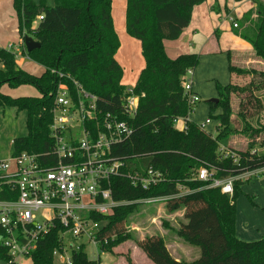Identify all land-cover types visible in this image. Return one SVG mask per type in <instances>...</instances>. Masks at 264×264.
<instances>
[{
  "label": "trees",
  "instance_id": "trees-1",
  "mask_svg": "<svg viewBox=\"0 0 264 264\" xmlns=\"http://www.w3.org/2000/svg\"><path fill=\"white\" fill-rule=\"evenodd\" d=\"M204 1L125 0V33L139 42L144 61L132 88V94L138 98V110L134 117L126 118L121 114V106L128 94L121 85L122 69L114 58L119 41L111 17L112 0H54L52 7L42 0L38 3L12 0L20 36L23 39L25 34L31 35L39 44L38 49L26 56L44 71L39 77L27 74L16 66L11 51L0 48V90L5 86L16 89L30 85L40 94V97L10 98L0 92V109L10 107L26 114L27 133L12 141L13 155L24 152L43 159L53 146L49 127L55 93L60 83L71 88V82L64 77L69 76L96 97V106L103 114L116 115L132 128L131 138L113 150V155L124 162L123 171L143 172L150 168L161 175V182L148 191L132 187L126 178H114L110 181L113 199L134 202L164 196L170 198L164 205L168 213L184 209L186 223L169 231L198 248L199 257L189 263L176 262L161 237H147L137 246L152 264H264V238L243 242L235 236L234 202L240 192L239 180L233 183V194L228 196L196 179L197 171L203 166L217 180L238 178L264 167V155L252 153L254 144L244 152L222 150L231 132L230 96L237 87L215 84L218 101L208 105L211 112L219 109L220 113L215 118L208 116L217 120L215 135L211 136L188 120L193 107L186 102L181 87L186 71L197 67L199 57L186 54L171 60L163 46L164 41H176L181 36L190 24L193 8ZM249 1L255 8L243 14L237 35L264 63V2ZM36 20L38 23L32 30ZM234 71L229 66L230 74ZM178 118L185 121L184 131L174 127ZM255 133L258 136L260 129ZM136 207L137 204L122 205L111 215L97 219L106 225L98 236L100 241L107 242L100 247L101 251L110 253L129 239L128 232L121 228ZM59 241L56 231L40 240L31 255V263L53 264L52 251ZM8 261L6 249L0 243V262ZM72 264L99 263L80 252L72 255Z\"/></svg>",
  "mask_w": 264,
  "mask_h": 264
},
{
  "label": "built area",
  "instance_id": "built-area-1",
  "mask_svg": "<svg viewBox=\"0 0 264 264\" xmlns=\"http://www.w3.org/2000/svg\"><path fill=\"white\" fill-rule=\"evenodd\" d=\"M233 27L237 25L234 23ZM192 76L193 70H187L181 87L186 102L193 107L199 98L192 92ZM64 77L71 82V88L63 83L57 87L49 127L53 146L48 155L41 159L22 152L0 161V243L9 258L5 264L19 259L31 261L36 244L52 231L57 232L60 240L52 251L53 261L72 264L73 254L84 253L89 246L97 250L106 245V240L98 239L106 226L98 218L111 215L122 205H165L170 199L164 196L134 202L113 199L112 179L126 178L132 187L148 191L161 182V175L150 168L143 172L123 171L124 162L113 155V150L131 138L132 128L116 115L103 114L96 106V97L69 76ZM127 94L121 114L132 118L138 110V98L132 94V88L127 89ZM209 124L206 119L200 129L205 131ZM174 127L184 131L185 121L175 119ZM244 174H264V167ZM239 177L217 180L205 166L196 174L197 180L208 183L207 188H218L228 196L233 194V183ZM68 236L80 240L70 247L69 255L64 245Z\"/></svg>",
  "mask_w": 264,
  "mask_h": 264
},
{
  "label": "rangeland",
  "instance_id": "rangeland-1",
  "mask_svg": "<svg viewBox=\"0 0 264 264\" xmlns=\"http://www.w3.org/2000/svg\"><path fill=\"white\" fill-rule=\"evenodd\" d=\"M262 1L264 2V0ZM234 5L236 8L242 4L236 0H230L228 9L233 10ZM11 8L13 11L12 16L15 21L14 23L17 24L18 30V21L12 3ZM111 8V15L113 17L116 31L121 35L120 39L122 42L124 39L130 42L129 46H124L121 48L120 52H118L117 58L118 61H120L119 57H122V67L126 73V81L124 85L122 84V86H124L126 89H130L133 88L135 83V75L140 74L139 72L141 70H138L137 64V59H139L140 56L139 46L137 40L132 38L130 39V37L126 35L124 29L121 33L120 24L121 22H123V24L125 22L124 1L123 5H121L120 1L112 0ZM241 9L247 10L244 6H242ZM222 15V20H224V10ZM229 16L232 23L239 19V13H235L234 11ZM8 22L9 21H5L3 16L0 15V48L9 50L11 46L13 49H18L17 47L20 45V43H22V37L20 36L19 32L13 36L15 39L13 42H6L8 37H11V35H8L4 32V24H7ZM37 23L38 21L36 20L32 24V30L36 28ZM232 23L228 21V19H225L222 22V25H224V32H220V35L221 37H224V41H227L226 44L230 45L231 48L237 49L236 47L239 46V42H242L243 40L239 38L237 32L233 31L232 33L228 28V25L231 26ZM24 37L32 38L31 35L28 34H25ZM231 39L235 42L231 41ZM168 42L169 41H166V44H168ZM171 44H174L173 46H178L177 49L180 50L184 47L182 45L180 47V43ZM9 51L15 55L16 66L27 74L39 77L43 73L44 69L41 66L35 64L33 61L23 60V57L19 53L17 54V50ZM235 51L240 54L243 53L241 52L242 50ZM172 53L173 51L169 52L170 58L168 57L171 60H173L171 56ZM187 53L197 55L199 58L203 57L200 56L201 54L199 50L195 48H188ZM199 66L198 67L200 69L198 70V73H195V76L192 79L193 89L196 88L198 91L195 92L194 89V94L198 96L199 102L193 106V112L189 115L190 121L200 125L203 123L202 119L209 118V115H211L213 118L218 116L220 110L215 109L211 112L208 101L217 99V93L215 89L216 83L220 84L221 86H226L231 83V85L237 87V91L230 96L231 132L228 139L226 140V147L222 148V150H228L235 153L244 152L247 146L254 144L252 153L256 155H264V66L252 62L248 64L241 63L233 65L235 71L231 77L227 70V56L224 54L216 59H208L204 61V63L199 61ZM0 92L10 98L40 97L38 91L30 85H22L16 89H10L5 86L1 88ZM25 120V112H18L16 109L10 107L0 109V161L6 160L10 155L13 154V140L26 136L27 129ZM210 122V126L205 128V132L214 136V128L217 124V120L212 119ZM177 126L180 128L181 124H178ZM258 129H260L261 133L256 136L255 130ZM240 177L239 190L241 187H243V189L237 193L238 196L234 203H237L239 199H242L241 202H245L247 207L255 209L257 204V196L255 191L260 190L261 194L264 195V187L259 185V182L264 180V174H244ZM252 183L256 184L257 186L253 187ZM263 185L264 183L262 186ZM181 219V213L176 211L170 214L165 210L163 204H137L135 211L124 223L126 225H124L123 228L120 227L122 229L121 231L128 232L129 239L112 248L110 253L101 251L98 248L96 250L93 246H89L84 254L89 260L98 261L99 264H149L148 261L150 260L140 250V248L137 246V243L147 237L159 236L162 237L163 240H166L167 246L171 248V245H173L171 241L175 239L173 237L174 234L170 233L169 228L172 230H176V228L178 229ZM95 230L96 229H94V231ZM77 242H80V240H74L69 236L65 238L64 245L67 255L70 254V247L76 246ZM181 242L182 243H176L174 245V249L183 254V259L181 262L189 263L195 261L199 257V249L191 247L183 241ZM55 262L53 261V264H59L58 262ZM16 264L32 263L28 259H20Z\"/></svg>",
  "mask_w": 264,
  "mask_h": 264
},
{
  "label": "crops",
  "instance_id": "crops-1",
  "mask_svg": "<svg viewBox=\"0 0 264 264\" xmlns=\"http://www.w3.org/2000/svg\"><path fill=\"white\" fill-rule=\"evenodd\" d=\"M32 1L35 3H38L41 0H32ZM42 1L45 3V5L47 7L54 6V0H42ZM118 1H120L121 5H123V1L125 4V0H118ZM229 2H230V0H205L204 3H202L201 5L195 6L192 10V13H191L190 24L183 31L181 36L174 42L169 41L168 44H166V41L163 42L164 50H165L167 57H169V52L173 51L171 56H172V59H175L180 55L189 54V53H187L188 48H195V49L199 50V52L201 54L200 56H203V57L199 58V61H201V63L202 62L204 63V61H206L208 59H216L218 57H221L222 54H224L227 56V60H228L227 70H228V73L231 77H232V74H230V72H229V66L233 67V65H237V64H241V63L248 64L250 62L258 63V64H261L262 66H264V63L254 56V53H253V51H252V49L248 43H246L245 41H242L243 43L239 42V46L236 47L237 49H234V48H231L230 45L226 44L227 41L223 40L224 37H221L220 32H224V25H222V22L225 19H228V21H230L232 23L229 15H231L233 13V11L235 13H239V19L236 22H233L231 26L228 25V28L231 30L232 33H233V31L234 32L239 31L238 30L239 26L237 28H234L233 24L235 23L236 25H239V22L243 16V14H245L247 11L254 10V8H255V6L253 5V3L251 1L244 0V1H239L242 4L241 6L235 8V5H236L235 4L234 9L229 10L228 9ZM11 3H12V0H0V15L3 16V19L5 21H9L7 24H4V26H5L4 32L7 33L8 35H11V37L10 36L8 37V40L6 42H8V41L13 42L15 40L13 38V36L16 33H18L17 24L14 23L15 21H14V18L12 16L13 11L11 8ZM242 6L246 7L247 10H242L241 9ZM223 10H224V18H225L224 20H222L223 19V17H222L223 16L222 15ZM111 11H112V8H111ZM111 17H112V15H111ZM112 20H113V17H112ZM113 27H114L115 33H116L118 41H119V49L117 50L114 58H115V61L117 62V64L122 69L121 85L122 84L124 85V83L126 81V76H125L126 73L122 67V63H123V62H121L122 57H119L120 61H118L117 58H118V52H120L121 48L124 46H129L130 42H128L125 39L122 42V40L120 39L121 35H120V33L119 34L117 33L114 22H113ZM123 29L125 31V22H124V24H123V22H121V24H120L121 33H122ZM231 41H233V40L231 39ZM233 42H235V41H233ZM137 43L139 46V53L141 56L140 44L138 41H137ZM171 43H180L179 44L180 47H181V45L184 46L183 49H181L184 51L177 49L178 46H173L174 44H171ZM17 48L18 49H13L10 46L9 50H15V51L17 50V54L19 53L23 57V60L30 61L26 56L27 53H26L25 48L23 46V39H22V43H20V45ZM235 50H242L241 52H243V53L240 54V53L236 52ZM17 54H16V56H17ZM175 54H177V55H175ZM140 56H139V59H137L138 70H140V69L142 70L144 68V61H143L142 56H141V58H140ZM230 59H231V61H230ZM198 66H199V62H198L197 67L193 70L192 79L195 76V73H198V70L200 69L199 68L200 66L199 67ZM141 70H140V72H141ZM133 74H134V72H133ZM138 76H139V74L135 75V77H134L135 83H136ZM135 83H134V85H135ZM194 89L196 92L197 91L196 88H194ZM194 89L192 86V92L193 93H194ZM217 96H218V94H217ZM206 119H209V118H206ZM206 119H202V120L205 121ZM188 120H190L189 116H188ZM208 126H210V124ZM212 126H213V122H212ZM216 126H217V124H216ZM216 126H215V128H216ZM215 128H214V130H215ZM211 136H212V134H211ZM263 183H264V180L260 181L259 185L261 187H264V185L262 186ZM252 184H253V187L257 186L254 183H252ZM241 189H243V187H241L240 190ZM255 192H256V196H257V198H256L257 204H256L255 209H251V208L247 207L245 202H241L242 199H239L237 201V203H234V206H235L234 232H235V236L243 242H254V241H258V240L264 238V195L261 194L260 190H256ZM263 193H264V189H263ZM177 212L181 213L182 219H181L180 224L186 223L185 220L183 219L184 209H180ZM173 237L175 240L171 241V243L173 244V245H171V248H169L167 246V242H166V240H164L165 248L168 251L169 255L176 262H181L183 259V254L181 252L177 251L176 249H174L175 248L174 245L176 243H182L181 242L182 240L177 238L175 235ZM19 260H17L16 263ZM0 263L5 264L3 262H0ZM148 263L152 264L151 261H148Z\"/></svg>",
  "mask_w": 264,
  "mask_h": 264
},
{
  "label": "water",
  "instance_id": "water-1",
  "mask_svg": "<svg viewBox=\"0 0 264 264\" xmlns=\"http://www.w3.org/2000/svg\"><path fill=\"white\" fill-rule=\"evenodd\" d=\"M23 46L25 48L26 53H29L35 49L39 48V44L35 42L32 38L24 37L23 38ZM217 99L209 100L208 103H217Z\"/></svg>",
  "mask_w": 264,
  "mask_h": 264
}]
</instances>
